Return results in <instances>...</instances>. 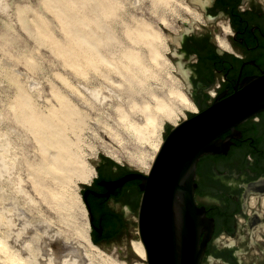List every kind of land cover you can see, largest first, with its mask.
I'll return each mask as SVG.
<instances>
[{
  "label": "rangeland",
  "instance_id": "1",
  "mask_svg": "<svg viewBox=\"0 0 264 264\" xmlns=\"http://www.w3.org/2000/svg\"><path fill=\"white\" fill-rule=\"evenodd\" d=\"M61 2L63 0H0V253H19L25 259H21V264L28 261L71 264V244H84L79 241L82 239L80 234L84 226L89 227L81 201L70 202L72 205L68 213H62L61 209L58 213L53 208L50 196L59 197L60 189L51 176L45 181L41 179L43 158L48 155L41 151L34 137L36 124H29L27 120L37 114H46L50 109H57L55 95L64 96L70 101L73 97L87 104L89 102L90 110L88 106L81 108L85 115L84 128L80 126L75 133L79 139L77 152L82 156V161L94 168L98 160L106 158L114 164L140 171L129 161L130 158L143 152L149 156L153 149L149 144L137 141L129 130L120 125L117 111H124L129 118L127 120L134 125H143L144 119L139 111L143 106L154 107L159 100L168 103L172 89L185 94L181 73L177 69L180 62L176 56L177 41L184 31L203 23L202 16L201 20L197 18V12H202L201 6L208 0H162L159 3L156 0H85L87 6L94 2L100 13L93 15L88 8L86 11L80 9L83 14L80 10H74L72 26L75 31L72 32L71 21L61 18ZM185 6L197 11H186ZM162 19L165 24L160 22ZM81 21L82 25L91 26L99 25L101 21L107 30L102 28L97 35L88 34L83 38V35L77 34V31L81 33L79 26L82 25L78 23ZM141 28L157 34L158 39L163 41L156 60L149 56L147 47L143 44L137 46L131 39L130 35ZM107 43L116 44L118 49L115 50L118 52L109 50ZM131 46H135L134 50L139 56L137 69L130 71L132 77L136 73L134 79L127 74L128 70H124V61L117 59L121 57L117 56L122 54L121 49ZM105 59L111 61V67L103 63ZM119 61H123V64H119ZM32 82L35 83L34 87L30 85ZM127 85H131V92ZM88 88L89 91H86ZM126 91L132 93L131 96L134 93L132 98L135 99L127 96ZM128 100L134 102L137 112L131 113L129 107L132 104L127 105ZM187 111L190 110L183 111V117ZM154 116L156 127L153 139L156 141L159 136L163 141L167 126L172 124ZM69 139L71 142L76 137L70 134ZM49 147L46 145L45 148ZM85 186L78 184V193H82ZM11 201L15 202L16 209L11 206ZM12 211L16 212V216L15 212L12 215ZM21 217L30 223H49L50 229L57 234L54 245L47 249L42 246L39 226L25 227ZM134 228L131 229V241L126 246L104 251L99 249L108 256L102 261L97 259L94 251H89L91 256L87 264H145V260L138 257L131 246V242L139 240L136 226ZM64 252L68 256H61Z\"/></svg>",
  "mask_w": 264,
  "mask_h": 264
},
{
  "label": "flooded vegetation",
  "instance_id": "2",
  "mask_svg": "<svg viewBox=\"0 0 264 264\" xmlns=\"http://www.w3.org/2000/svg\"><path fill=\"white\" fill-rule=\"evenodd\" d=\"M205 8L203 23L184 31L177 41L184 93L194 110L187 111L186 119L234 94L243 79L264 74V0H210ZM222 23L229 34L222 33ZM218 37L226 43L225 48L217 43ZM235 130L238 135L230 139L225 153L205 154L196 164L193 198L213 221L199 264H249L246 257L238 255L243 250L252 253L251 246L238 242L245 225L257 248L254 253H263L256 257L257 264H264V248H259L264 243V216L258 207L249 206L251 197L264 196V111L238 124ZM230 133L225 131L218 138ZM94 171V179L81 193L91 216L90 239L105 250L126 246L135 226L138 235L141 180L129 178L113 188L109 185L146 173L106 158L98 160Z\"/></svg>",
  "mask_w": 264,
  "mask_h": 264
},
{
  "label": "water",
  "instance_id": "3",
  "mask_svg": "<svg viewBox=\"0 0 264 264\" xmlns=\"http://www.w3.org/2000/svg\"><path fill=\"white\" fill-rule=\"evenodd\" d=\"M207 3L201 6V13ZM238 87L223 101L214 102L190 119L183 118L176 125H171L146 177L138 173L113 183L118 186L129 178L141 180L137 232L147 264L200 263L213 221L207 218L204 208L198 207L193 198L196 164L205 154L225 153L231 144L230 139L238 135L235 126L264 111V74L245 78ZM228 130L231 133L227 137L218 138ZM79 196L82 201V194ZM253 199L255 206L252 209L258 207L260 210V197L253 196ZM260 215L264 216V213L260 211ZM86 218L90 223L88 212ZM242 227L239 245L251 246L252 253H244L243 250L238 255L246 257L249 264H257L256 257L263 256V253H254L257 248L253 246L248 226ZM259 245L260 249L264 248V243Z\"/></svg>",
  "mask_w": 264,
  "mask_h": 264
},
{
  "label": "bare ground",
  "instance_id": "4",
  "mask_svg": "<svg viewBox=\"0 0 264 264\" xmlns=\"http://www.w3.org/2000/svg\"><path fill=\"white\" fill-rule=\"evenodd\" d=\"M82 1L85 3V0H63V2H61V7H60L61 8V12H60L61 18L62 19H64V18L69 19V21H71V28H70L71 32L75 31L73 29V26H72L73 25L72 20L75 16L74 10H80L81 9L82 11H86V8H88L90 13L93 15H97L98 13H100L99 8H96L94 6L95 5L94 2H96V0H86V2L94 1L93 4H90L91 6H87L88 3H87V5H86V3L83 4ZM161 1L162 0H156V2H158V3ZM135 3H137V1ZM69 6H70L71 10L69 9ZM157 7H159V6H157ZM56 8L57 9L59 8V4L56 6ZM184 9L186 11H192V12L197 11L196 8H191V7H187V6H185ZM70 11H71V13H70ZM82 11H81V13H82ZM201 16H202L201 13L197 12V18L201 20ZM101 21H100L99 25L98 24L96 25L97 27L93 24H92V26H91V24L82 25V23H83L82 21L78 22L83 27L79 26L80 27L79 30L81 31V33H78V31H77V34H81V35H83V38H85V37H87L88 34L97 35L98 34L97 31L101 30L102 28L106 31L107 27H105ZM160 22H163L165 24L164 19H162ZM166 26L167 25H165V27ZM138 30L139 29H137L135 33H132L130 35L131 39L134 40V42L137 44V46L139 44H143L144 47H147V51L150 54L149 56L153 60H156L158 51L161 48L160 46H161V43L163 41L161 42V40L158 39L157 34H153L149 30L145 31V30H143V28H141V30H139V31ZM221 31H222V33H224V35H227L230 33L229 29L225 23L221 24ZM157 40H159V42H157ZM166 40L168 41V38H166ZM217 43L223 48L226 47V43L224 42V40L222 38H219ZM106 47H108L109 50H114V51L118 52L117 50H115L118 48H117V45L114 43H107ZM134 48H135V46L125 47V48L120 50L122 54H120V55L117 54V56H121L117 59L124 61V64H125V66H123L124 70L125 69L128 70L127 71L128 73L127 72L124 73L126 80H128V76H126V73L130 74V76H131V72H133V71H131V69L132 70L137 69L139 56L137 55L138 53H137V51L134 50ZM146 55H145V57H146ZM147 57H148V55H147ZM146 59H148V58H146ZM152 59H151V61H152ZM123 61H119L120 62L119 64L122 65L123 63H121V62H123ZM116 62L118 63V61H116ZM153 62H155V61H153ZM103 63L108 64L111 67V61L110 60L105 59L103 61ZM112 63H114V62H112ZM94 65L96 66L97 64H94ZM91 66H93V65H90V67ZM138 66H141V65H138ZM114 67H116V66H114ZM94 69H96V68H94ZM177 69L181 73V68L179 65H178ZM89 70H91V69H89ZM114 70H115V68H114ZM86 72H88V71H86ZM117 72H118V70H117ZM134 74H136V73L132 74L133 77L131 76L133 79L135 78ZM126 83L129 84L128 82H126ZM30 85H31V87H34L35 83L32 82ZM127 86L129 87L130 92H131L132 91V88H130L131 85L130 86L127 85ZM124 87H125V85H124ZM107 89H109V88H107ZM129 89H127V90H129ZM139 90H142V89H139ZM86 91H89V88ZM128 92L129 91H126L125 94H127ZM130 94H132V93H128L127 96ZM143 94H144V92H143ZM132 96H134V93ZM132 96L130 98H132ZM170 96H171L170 101L166 104L159 102L160 101L159 100V101L155 102L154 107L149 108L148 106H143V108H141L142 110L140 109L139 111L142 112L144 123H143V125H140L139 123L137 124L140 126L134 125L133 122L131 123L130 120L128 121L127 120L128 117L126 116V113H124V111L118 112L116 110L117 111V118H118L120 125L125 130H127V131L129 130L132 133V135L135 136V139L137 141H139L143 144H149V146L152 147V149H153L152 154L149 156H146L145 153L143 152L144 154L143 153H140L137 155L135 154L129 160L140 171L146 173V175H144V177L147 176V173L149 172V170L151 168V164L153 162V159H154L157 151L159 150V147L161 146V144L163 142L161 139H159V136H158L157 140L155 139L156 141H154V139H153L154 135H155V127H156V125H155L156 120H155L154 115H156V117L157 116L161 117L162 119L171 123L172 125H176L178 123V121L183 117V111H185V110L192 111L193 110V107H192L191 103L189 102L188 98L180 90L175 89L173 91V89H172V91L170 92ZM118 98H119V96H118ZM55 99L57 100V105H58L57 109H50L49 112H47L46 114H37L33 118L28 119L27 122L29 124L30 123L36 124V127H35L36 131H34V137L36 140H38L40 147H41V151L44 154L48 155V157L43 158V164H42L43 168L40 172L41 179L45 181L48 176H51L50 178H53V180L57 181V186H59L58 188L60 189V191H59L60 196L59 197H57L56 195L50 196L53 208L58 213L61 212L60 209L62 210V213H66V212L68 213L69 206L72 205V204H70V202L72 203V202H74V200H76L75 202L81 201V198L79 196L80 192L78 193V191H79L78 184H84V185L89 184L90 185V183L92 182L93 178L96 175L94 168L92 166L88 165L87 163H84L82 161V156L80 155L79 152H77L79 139L76 136L77 134H75L77 131H79L80 126L83 125L82 127L84 128L85 123L83 121L85 119V117H84L85 115L83 114L81 108H83L84 106L87 107L89 105V102L87 104L86 102L81 101L79 98L75 99L73 97H71V101H70L68 98H66L64 96H59V95H55ZM117 100L119 102V99H117ZM121 103H122V101H121ZM128 103H130L129 100L126 104L128 105ZM133 103H130V104H132L131 106L129 105L130 107L128 106L130 108L131 113H132V111L135 112L137 110V109L135 110L136 105L134 106ZM119 105H121V104H119ZM125 107H126V105H125ZM87 108H89V106ZM88 110H90V108ZM105 117H106V115H105ZM25 119H27V117ZM70 134L73 135L74 137H76V139H74V141L70 142V139H69ZM46 145H49L50 147L48 149H46L45 148ZM132 149H134V148H132ZM107 155L113 157L110 154H107ZM0 168H1V166H0ZM68 183L70 186L67 185ZM115 185L116 184H111L109 186H110V188H113ZM12 202L13 201L10 202L11 206L16 209V206L14 205L15 202H13V203ZM80 204H81L82 210L84 211L85 219H87L86 218V212L87 211L85 210L82 201L80 202ZM249 206H250V208H254V206H255V201H254L253 197L250 198ZM12 207H11V209L15 210ZM18 208H19V206H18ZM260 208H261L260 211L262 213H264V196H262L260 198ZM20 210H21V208H20ZM14 212L12 213V215H14ZM15 216H16V212H15ZM21 220L19 222H21ZM22 223L25 227L30 226V227L37 228V226H39L40 230L38 229V234L41 235L40 242H41L42 246H44L46 249H47V247H51L52 245H54L55 240L57 238V234L53 233V231L50 229V226L48 225L49 223H47V222L46 223L43 222V224L35 223V222L30 223L25 218L23 219ZM18 225L21 226L20 224H18ZM88 225H89V223H88ZM24 226H23V228H24ZM89 227L84 226V228H83L84 231L80 234V237L82 239H79V241H82L84 244H81V243L79 245L71 244V249H70L71 250V264H87V259L90 260V256H91L88 254V253L91 254V252H89V251H94L93 253L99 261L105 260L108 257V256H105V254L101 250H99V248L96 247L91 242V240L89 239ZM1 243H2V241H1ZM1 243H0V249L2 247ZM131 246H132L134 253L138 257H140L141 259H144L145 264H147L145 250H144V247H143L140 239L138 241L131 242ZM18 254L17 253H10L9 251L8 252L5 251L3 253H0V264H21L20 262H21V259H23V258H21V256H19L20 254L19 255ZM61 256H68V254L64 252V254H61ZM113 258H115L114 255H113ZM23 261H25V259H23ZM24 264H37V263H34V262L30 263L28 261V263L26 262Z\"/></svg>",
  "mask_w": 264,
  "mask_h": 264
},
{
  "label": "trees",
  "instance_id": "5",
  "mask_svg": "<svg viewBox=\"0 0 264 264\" xmlns=\"http://www.w3.org/2000/svg\"><path fill=\"white\" fill-rule=\"evenodd\" d=\"M167 128H171V126H167ZM107 160H109V159H107ZM91 242H93V244H96L95 241H94L93 239H92Z\"/></svg>",
  "mask_w": 264,
  "mask_h": 264
}]
</instances>
